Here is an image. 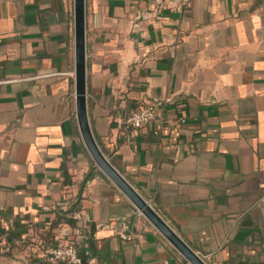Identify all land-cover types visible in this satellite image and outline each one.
Returning <instances> with one entry per match:
<instances>
[{"label": "crops", "instance_id": "0c3cea01", "mask_svg": "<svg viewBox=\"0 0 264 264\" xmlns=\"http://www.w3.org/2000/svg\"><path fill=\"white\" fill-rule=\"evenodd\" d=\"M182 1L155 17L148 0H86L91 130L207 264H264V0ZM74 37V0H0V264H61L43 258L61 239L84 264H189L86 150ZM148 105L162 129L123 142Z\"/></svg>", "mask_w": 264, "mask_h": 264}, {"label": "water", "instance_id": "95a60500", "mask_svg": "<svg viewBox=\"0 0 264 264\" xmlns=\"http://www.w3.org/2000/svg\"><path fill=\"white\" fill-rule=\"evenodd\" d=\"M74 34L76 118L86 150L96 166L123 192L189 264H207L115 168L105 156L93 135L88 116L86 0H74ZM72 147L74 155L81 153L82 150L76 141L73 142Z\"/></svg>", "mask_w": 264, "mask_h": 264}, {"label": "built area", "instance_id": "2783aa9c", "mask_svg": "<svg viewBox=\"0 0 264 264\" xmlns=\"http://www.w3.org/2000/svg\"><path fill=\"white\" fill-rule=\"evenodd\" d=\"M172 10L174 12H182L183 1L174 0ZM150 12L155 17L163 16L164 12L172 6L171 0H148ZM150 123L156 124L155 134H158L164 125V117L152 105L143 106L133 110L125 119V130L122 134V140L125 143H130L137 135L139 130L146 127ZM2 206L0 204V219ZM75 222H80L82 219L81 212H75L71 216ZM79 234L82 230L78 229ZM115 232L120 239L126 241L132 239L133 233L130 223L126 217H121L117 221ZM3 244V239L0 233V246ZM44 260L49 263L61 264H84L83 258L79 251V246L76 240L61 239L56 244L50 245L44 252Z\"/></svg>", "mask_w": 264, "mask_h": 264}, {"label": "trees", "instance_id": "16d2710c", "mask_svg": "<svg viewBox=\"0 0 264 264\" xmlns=\"http://www.w3.org/2000/svg\"><path fill=\"white\" fill-rule=\"evenodd\" d=\"M139 108H141V107H139ZM139 108H137V109H139ZM77 210H78V204L76 205V203H74V204L70 205L69 208L67 209L68 217H71L75 212H78Z\"/></svg>", "mask_w": 264, "mask_h": 264}]
</instances>
